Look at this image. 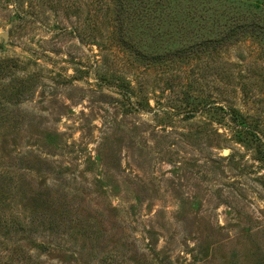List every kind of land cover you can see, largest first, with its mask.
Instances as JSON below:
<instances>
[{"label": "rangeland", "instance_id": "obj_1", "mask_svg": "<svg viewBox=\"0 0 264 264\" xmlns=\"http://www.w3.org/2000/svg\"><path fill=\"white\" fill-rule=\"evenodd\" d=\"M121 1L118 19L116 0H0V207L35 219L0 237V256L264 264V146L238 141L221 108L264 137V50L242 38L191 52L222 32L198 26L205 9H255Z\"/></svg>", "mask_w": 264, "mask_h": 264}, {"label": "trees", "instance_id": "obj_2", "mask_svg": "<svg viewBox=\"0 0 264 264\" xmlns=\"http://www.w3.org/2000/svg\"><path fill=\"white\" fill-rule=\"evenodd\" d=\"M117 5L116 8H120V12H118L119 17L122 13V7L124 6L123 2L121 0H116ZM149 2L153 3V6L147 7L145 4L142 6V8L138 9V13H149L148 10H155L157 12H161L165 10V8L170 7L171 1L170 0H150ZM248 4H251V6L255 9L254 11H250L248 13L241 12V11H233L231 12L230 9L225 8L223 12H219L216 15H214L215 11L212 10L211 13H208L211 9H205L204 15H202L200 20H197L198 26L200 25L201 28L205 27L206 23L210 20L212 23V26H219L222 29V32L217 34L216 36L206 35L204 36L201 41H198L193 45H191V52L196 51L197 49L202 48H208L210 45L215 44H228L230 40H240L242 38H249L252 39L253 42H255L258 45V48L261 50H264V0H248ZM131 8V7H129ZM136 8V6H134ZM130 10V9H128ZM115 11V10H114ZM150 14V13H149ZM214 15V16H213ZM114 18L113 20H115ZM123 23L121 22L117 28L119 30L122 29ZM216 48V47H214ZM189 51V50H188ZM221 108H224V114L225 117H227L228 121L233 124L236 129L234 130L235 135L237 136L238 141L243 140V135L249 136V140L253 139L254 142L259 146L263 145V134L262 131L257 130L255 127L256 125H250V121H248L249 115H244L242 112H240L238 109L234 107H224L221 106ZM252 140V141H253ZM257 152L262 153L264 152L263 149H257ZM263 155L256 156L257 159H261ZM3 174V172H2ZM24 210L22 211V208L20 210H11L6 211L5 207H0V232L3 231L4 235H0L2 238L8 237V235L13 234L14 232H19L22 230H25L28 228L30 231L31 227L27 224L29 223L31 226L35 224L34 217L30 216L26 218V221L22 220V218L25 216ZM22 216V218H21ZM25 218V217H24ZM51 219L43 220V223H48ZM17 221L18 223H16ZM41 223V222H40ZM50 226L53 227L54 223H50ZM47 227L48 230L51 229V227ZM42 248L43 244H41ZM35 247V245H33ZM21 254L18 255L21 257L20 259L24 258L25 255V247L20 246L19 247ZM14 250L6 251L5 256H0V264L1 260L3 259L4 264H12L14 258ZM22 255V256H21ZM17 256V258H18ZM22 264H25V262L22 260Z\"/></svg>", "mask_w": 264, "mask_h": 264}, {"label": "water", "instance_id": "obj_3", "mask_svg": "<svg viewBox=\"0 0 264 264\" xmlns=\"http://www.w3.org/2000/svg\"><path fill=\"white\" fill-rule=\"evenodd\" d=\"M0 36L2 37V39L4 41H7V35H6V33H1ZM224 153H226V150H224Z\"/></svg>", "mask_w": 264, "mask_h": 264}]
</instances>
